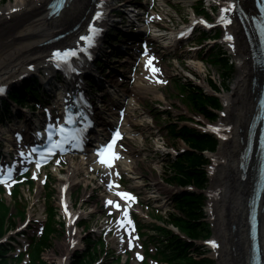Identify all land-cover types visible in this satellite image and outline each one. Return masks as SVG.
I'll return each instance as SVG.
<instances>
[{
	"label": "rangeland",
	"instance_id": "obj_1",
	"mask_svg": "<svg viewBox=\"0 0 264 264\" xmlns=\"http://www.w3.org/2000/svg\"><path fill=\"white\" fill-rule=\"evenodd\" d=\"M14 1L15 0H0V7L7 6ZM123 1H112V6L110 7L109 12L111 16V24L114 23L116 18H119L114 15L115 9L125 8L121 5ZM198 1L200 2V5L205 4V11L207 14L209 13L210 16L208 17H210V19H213L218 14L221 6L217 0H157L152 8L150 7L152 0L145 1V3L148 6V13H150L148 15L150 17L155 15L154 9L156 10V15L161 18L159 26L165 27L166 30H164V32L167 33L172 31L174 27L177 28L182 26L183 23H193V20L190 19L194 11L192 5L194 3L197 4ZM146 15L141 14L140 16L144 17ZM149 18H147V20ZM189 20L191 21L189 22ZM146 25H148V23ZM149 25V27H146L150 30V34H152L154 33L152 30L153 27L152 24ZM116 26H123V23L118 22L116 23ZM192 28V32L188 33L186 38L181 40L174 47L161 48V41L156 43L160 50H162V61H159L158 63L162 67L164 66L167 70V73L164 72L162 74V79H165L166 83L158 84L159 93L163 95V97H155L153 92L148 91L138 99V108L130 110L129 113L131 117H142V119H144L141 121L143 124L136 123L134 125L136 130H145L146 133L158 135L157 137H148L142 142V144H140L141 149L145 151V155L140 156L134 164L137 178L132 179L125 175V171L124 173L121 171L122 178H126L123 179V184L127 183L126 185L130 187L137 182L139 188L142 189L144 194L141 204L131 210L135 222L138 224L139 222L145 224L140 231L141 237L137 242V247L134 249H127L126 246H121L115 237L116 235L114 232L108 234L105 231L106 225L100 221L101 213H106L110 209L113 210L112 206L107 203L104 205L101 204L102 199H100V195L105 192L103 184L101 183L102 177L105 176V172L102 168L90 173L88 170L82 168L78 172L80 182L74 184L71 188V200L74 203L75 197L78 195V204L74 203L72 211H82V213L80 212L76 221L73 222L74 229L69 235L70 229L67 225L68 218L60 209L58 202L59 188L62 183L60 176L66 173L71 164L70 160L66 159L63 160V164L60 166V171L56 169L57 164L43 169L40 178L44 177V173H49V176L46 178V183H42L40 188V182L35 180V178L32 182H30L29 179H26L24 180V183L19 184L18 187L15 188L19 189V196L14 195V192L13 195L8 192H2L0 187V213L6 208L5 205H8L11 211V215L7 216L9 218L6 217V222L4 224L6 230L0 236L1 243L6 246H14L13 252L6 254L7 256H11V258H7L8 262L11 264L30 263L28 260L30 255L33 254L31 253L33 250L31 249L30 255L25 251H27L30 241L34 236H38L42 234L43 231L44 233L47 231L49 226L47 212L50 211V221L54 223V227L50 230L48 246L40 250V257L50 264H58L62 260L66 261L65 264H72L76 258V254H78L77 252H84L88 249L87 245H89V243L87 242V239H98L100 237H103L106 240L108 244L106 245V249L111 248L123 255L121 257L122 263L128 259L130 264H168L163 259L158 263L159 261L151 257V254L155 251V243L151 244L148 242L142 232L158 237L157 232L153 230V224L162 225L168 220L171 212L178 213V209L174 206V198L176 195L181 193H203L204 198L201 205L202 212H200V219L208 224L209 233H205V236L198 235L194 239V242L202 250V253L199 255L200 257L208 256L212 259V264H221V260L218 256L220 238L216 236V220L220 211L218 206L213 204V197L216 201L219 200L218 205L223 213L222 217L225 227L234 230L236 228V223L233 224V222L229 220V212L233 204L232 202L235 204V199L233 197L235 194L234 189L228 181L224 183L223 189L221 186L213 187L215 181L214 177L217 171L216 169L219 167L220 163L224 162V158H222L223 154L220 151L223 146L222 136L227 135L233 128V125L231 124L226 123L224 125H219L218 123L227 115L224 96L227 94L235 96L233 88L235 80L240 72V63L235 56L234 45L233 47H230L228 41L224 37V26H214L208 30L211 35L218 32L216 39L211 38L198 43L195 42L196 38L194 35L200 34V31H196V29L200 30L203 28L199 26V24H194ZM1 40L0 31V41ZM187 45L191 47L189 48ZM213 51L220 52L222 59L228 62V65H213L208 62L209 60H205L200 66L196 67L194 65L195 61H182L188 58L194 59L197 56L200 58L208 57ZM214 57L217 58L219 56L215 55ZM214 57L211 58V60H214ZM111 59L112 58L109 57V67L106 68L105 65H96L95 62L90 65L92 69L95 70V73L99 76H103L106 81L110 80L111 82H115L118 81V79L114 76V73L111 74V70H113V68L127 66V64L124 63L125 65H121L120 63L110 61ZM228 66L230 68H228ZM28 67H30L31 70H29L28 73L26 72L18 75L16 77L17 79L11 80L6 85V94L0 95V128L4 129H0V154L5 157V160L9 161H15L17 154L16 150H9L10 146L7 140L8 137L12 138V127H17L12 116L19 114L23 116L25 115V119H37V117L41 118L40 114H43V109L40 106L33 109L30 106L18 105L8 98L9 94L14 93L15 89L24 84L32 83L35 81V78H37L39 82H42L43 76L48 74L43 67H39L37 70H33L31 65ZM144 71L143 67H139L135 74L134 72L127 73L126 75H129L130 77H127L126 75L123 76L124 79L122 84L119 85L120 88L130 89L135 87L136 83H138V79L135 77H142ZM109 73L111 76H108ZM209 81L215 84L217 87L216 91L212 89ZM187 87H190L189 91H196L199 89L205 93L214 94V96L218 97L220 105L211 109L214 113L211 119L207 118L200 109L192 106V98H186L178 94V92H184V94H186V92H188ZM89 89L91 90L90 87ZM101 104H103V106L106 105L109 108L111 106L107 101L102 102ZM1 106L6 108L8 113L5 114L4 111L2 112L1 110L3 108H1ZM150 118H153V120L149 121ZM171 122L186 125L194 131L202 134V137L211 135L215 138L216 143L213 150H202L208 161L203 164L206 179L204 185L200 188H196L191 183L180 185L176 183L174 178H171L175 173L170 164L171 159H176L183 155L186 149L189 148L187 142L179 136L168 135L170 134L168 132V124ZM154 138L159 139L154 140ZM78 160L79 159H76V161ZM118 167L121 169L122 163H119ZM27 168H31V165L21 167L20 170L25 171L21 172L20 175L26 173ZM252 172L253 169L251 167V177H253ZM43 179H45V177ZM149 194L156 197L152 200V198H149ZM152 202H154V205H161L159 206L161 207L160 214L146 207L147 203ZM97 203H99L98 207H96ZM220 204H222V206H220ZM225 212L227 214L226 219ZM110 215H112L114 219H117L116 211ZM54 217L55 220L53 219ZM118 227H120L119 224ZM148 227L149 230H147ZM167 227L173 232L184 236V233L180 232L174 224H167ZM159 238L161 237L159 236ZM214 239H216L215 244L210 243V241H214ZM75 243L78 244L75 245ZM67 247L70 248L68 254L67 251L64 250ZM93 247L100 251V253H96L98 256V262L96 261L97 264H100L103 261H109L108 259L110 258H106L104 255V246L100 245ZM233 247L236 248V246ZM234 249H232L233 252ZM22 251L25 253V256L17 258V255ZM247 262H249V260Z\"/></svg>",
	"mask_w": 264,
	"mask_h": 264
},
{
	"label": "bare ground",
	"instance_id": "obj_2",
	"mask_svg": "<svg viewBox=\"0 0 264 264\" xmlns=\"http://www.w3.org/2000/svg\"><path fill=\"white\" fill-rule=\"evenodd\" d=\"M50 1L51 0H15L7 6L0 7V31L2 38L0 41V86L8 84L13 79H17L16 77L18 75L26 72L28 73L29 70H31L30 67H28L29 65H31L33 70L43 67L47 73H51L53 71L51 67V57L53 56L54 50H62L63 48L72 47L77 48L86 44L87 41H82L80 38L88 34L92 28L97 26L99 23L98 21L93 20V15L95 12L99 11V5L103 3V0H67L66 6L59 12V14L49 13L48 3ZM112 1L113 0L106 1L107 8L112 6ZM217 1L222 8L220 13L225 16V19L231 20L230 23L227 22V25H225L226 28L224 37L225 39L226 37H231V39L226 40H228L229 44H234L235 56L237 61L240 63V72L235 80L233 88L235 96H231L229 94L224 96L227 115L218 123L219 125H224L226 123L231 124L233 125V128L227 135L222 136L223 146L220 151L223 154L222 158H224V162L220 163L219 167L216 169L217 171L215 173L213 187L221 186L223 189L224 183L228 181L234 189L235 194L233 197L235 199V204L231 201L233 204L230 208L229 220H231L233 224L236 223V228L234 230H230L229 227L228 229L225 227L222 217L223 213L218 205L219 200L216 201L213 197V204H216L220 211L216 220V236L220 238L218 256L221 260V264H230V262L231 264H250V262H247L250 259L251 254L248 208L250 205V198L253 194V183L255 175L257 174L256 166H258V163L257 157L254 155L250 160H246L242 158V156L244 147L248 141L249 124L251 122L252 115L256 110L255 107L263 82L264 71L262 70V64L256 61L253 57L252 44L255 41L253 28L248 25L249 32L246 33V29L243 28L242 22L238 19L235 9H233L234 4L238 7V9L243 8L245 11L255 14L256 10L254 0ZM227 9L233 10L227 11ZM101 16L106 17L103 21L104 24H109L111 17L109 15H107L108 17L105 16L104 13H102ZM152 23H154L153 20ZM75 26H77L76 29L74 28ZM90 26H92V28H90ZM66 32L67 34H65L62 38L48 42L49 39L57 34ZM167 34L168 35L163 39H165L167 43L169 42L168 44L171 42H173V45L176 44L178 40L175 35L173 33L171 34V32ZM117 41L118 38L114 36L109 38L107 43L111 46L113 45L111 43H116ZM149 57L151 56L141 60L143 64L148 65ZM76 61L81 62L79 57H75L74 62ZM191 61H195L194 65L196 67L202 64V61L197 59V57L195 59H191ZM153 62L154 61H152V64L148 66L152 68L154 66L157 68V64ZM148 66L145 67L143 76L136 78L138 79V83H136L135 87L130 89H121L119 92L117 91V93L126 97L124 104L126 112L122 120V127L126 131V136L129 140L133 138L135 139L139 134L133 129V124L137 122L141 123V121L144 120L142 117L135 118L129 115L130 110L138 108L137 106L139 103L137 101L140 96L146 94L148 91H151L155 94V97H163L158 90L159 83H157V81L152 77L150 78L148 76ZM88 68L93 70L91 66ZM158 68V71L162 74L167 71L164 66H159ZM45 77L46 76L43 78L45 79ZM64 77V85H67L68 88L79 87L80 91L85 90L83 87L84 85L80 84L81 80L78 76L65 75ZM165 81V79H162V84H165ZM114 85L117 86L116 82ZM64 88L66 89V86H63V89ZM84 97V99L88 98L86 95ZM57 102L60 104L64 103L63 100H58ZM97 108L99 107L97 106ZM100 111L102 110L100 109ZM119 111L120 110H114L105 113V117H107L106 119H108L109 122L113 120L116 121L118 119V114L120 113ZM57 115L58 114L52 115L54 120L57 119ZM102 117L103 116H100V118ZM151 120H153V118L149 119V121ZM0 129L4 130L3 128ZM15 130L19 131L16 138L12 136V138L8 137L7 140L10 146L9 150L17 151V158L13 165L15 168H20L22 165L34 162V158L26 155H20L21 151L27 153L32 147H27L26 144H23L21 141V134L25 130L24 124L19 123ZM33 131L42 136L45 134L46 129L43 128L40 131ZM148 136L157 137L158 135L155 134ZM137 137H139V135ZM17 138H19V140H17ZM104 143L105 142H101L100 145ZM121 143V141H118L117 143L116 153L118 155L115 158L114 165L112 167L98 163L97 155L94 153L95 149L99 147L97 146L95 149H90L87 153H82V158L78 161L79 163H76L75 159L71 158V164L69 165L68 170L60 176L62 180L61 186L63 184H66L67 186H65L66 190L64 192H61L60 188V196L64 194L66 198L65 203L67 204L68 211L65 212V215L68 216L69 213L71 214L68 216L67 223L68 228L70 229L69 235L74 229V223L71 220V188L74 184L80 182L78 177L80 169L84 168L90 172L94 169L103 168L104 172L111 176L114 175V172L119 171L118 164L122 163L123 169H125L126 172L129 174L135 173L136 169L134 162L136 159L130 155L128 150H124ZM251 167L252 169L254 167L252 172L254 174H252L253 177H251L250 173ZM56 169L60 171V164L59 166H56ZM39 170L40 167H36L34 173L40 182V188L43 180L38 177ZM113 181L116 182V180ZM116 184L118 183L116 182ZM134 185L136 184L134 183ZM7 186L9 188L10 185ZM220 206H222V204H220ZM127 211L129 212L128 207ZM79 212L82 213V211ZM129 214L130 215L127 216V219L132 221L131 213L129 212ZM259 214L261 218V224L259 226V236L261 237V241L259 242V245L261 249L262 264H264V190L262 191L259 200ZM226 215L227 214L225 212V219ZM132 234L136 238V233ZM214 241H216V239H214ZM76 244L78 243H75V245ZM233 246H236V248ZM67 248L64 250L67 251L68 254L70 252V248ZM232 249H234V252ZM65 262L66 261L62 260L58 264H65Z\"/></svg>",
	"mask_w": 264,
	"mask_h": 264
},
{
	"label": "trees",
	"instance_id": "obj_3",
	"mask_svg": "<svg viewBox=\"0 0 264 264\" xmlns=\"http://www.w3.org/2000/svg\"><path fill=\"white\" fill-rule=\"evenodd\" d=\"M210 62L213 63V65H228L226 61ZM228 68L230 67L228 66ZM211 81H209V84L212 89L216 91L217 87ZM37 84L38 83L27 85L25 91L23 89H15L14 93L10 94V98L16 100L18 103L26 102L28 101L26 99V91L28 90L31 94L40 96L38 89L35 88ZM191 94L192 96L188 95V98H192V106L200 109L207 118L211 119L214 115L211 109L220 105L218 97L214 96V94L205 93L199 89L193 91ZM1 108H3L1 111H4V113L8 111L3 106H1ZM170 130L172 133L178 130L189 146L183 155L172 161L171 166L175 173L171 178H174L176 183L180 185L191 183L196 188H200L204 185L206 179L203 164L208 161L202 150H213L216 143L215 138L211 135L202 137V134L187 126L177 128V124L175 123L171 125ZM203 198V193H181L176 195L174 198V205L178 209V213H172L170 218L162 226L157 225L154 227L158 234L155 240L158 239L157 241L160 242L158 253L162 255V258L166 260L168 264H212V259L210 257L199 256L202 250L194 242V239L198 235L205 236V233H209L208 224L200 219ZM5 207L3 212L0 213V236L6 230L4 224L6 222V217L9 216L8 213L10 208L8 206ZM168 223L174 224L180 232L184 233V236L170 230L166 226ZM53 227L52 225L48 226L47 231L42 236L34 238L31 244L33 250L31 253L33 254L30 255L29 264H50L40 257V250L48 246L50 230L53 229ZM159 236L161 238H159ZM87 242L89 243V245H87L88 249L84 252H77L78 254H76V258L72 264H94L98 261L96 253H100V251L96 250L93 246L102 244V241L89 238ZM5 246L6 245L0 242V264H11L8 262L7 258H9V256L6 254L12 250L13 246ZM103 252H106V250H103ZM192 253H195L199 257H194ZM105 257L110 258V254L108 253ZM111 259L112 258L108 259L109 261H103L100 264H121L119 258H114L115 260Z\"/></svg>",
	"mask_w": 264,
	"mask_h": 264
},
{
	"label": "snow or ice",
	"instance_id": "obj_4",
	"mask_svg": "<svg viewBox=\"0 0 264 264\" xmlns=\"http://www.w3.org/2000/svg\"><path fill=\"white\" fill-rule=\"evenodd\" d=\"M235 5L233 4V9ZM233 9H227V11H231ZM102 15L100 11L96 12L95 18H99ZM228 23L231 22L229 19L227 21ZM206 23V22H205ZM92 28V26H90ZM82 41H89L93 42V33L90 31L88 34L85 36H82L80 38ZM226 39H231V37H226ZM87 51V47L82 48L77 50L76 48H67L61 51L60 49H56L53 52V57L56 59L58 62H63V63H68L71 58L77 57L80 55L81 52ZM152 64V58H149L148 60V65ZM146 65V66H148ZM153 71H158L153 66ZM77 113H67L64 117V122L63 123H58L54 125H49V131H48V140L50 141L51 146L50 147H41L39 145H33L31 147V150L27 153L21 151L20 155L21 156H28V157H33L35 158L38 156L40 159L45 158V153H50L52 152L55 148L60 147L64 143L71 142L76 138L75 133L77 130L71 129L67 127V125H74L77 123L75 117L77 116ZM119 131H116L115 135L113 136L111 142L102 145L100 148L97 149L98 152V157L101 163L111 166L113 163L114 158L117 157V153L114 151V148L116 146L117 139L120 137ZM55 136H59L60 139L57 141L54 139ZM35 154V156H34ZM37 167H39V163H37ZM14 167H9L7 169V173L5 174L3 171V165H0V182H6L8 179H11V173L14 171ZM110 187H115L117 196L119 199H108L107 204L112 206L117 211V222L120 227L125 228L128 230V243L129 247L134 246L133 245V240L135 237L132 234L131 226H132V221L130 219H125V216L127 215V206L124 203V201L128 199H135L134 196H132L131 193L119 190V185L116 184V182H112ZM65 211H68L67 206H65ZM110 214H111V209H110ZM69 215H71L69 213ZM210 243L215 244V241H210ZM139 255V254H137Z\"/></svg>",
	"mask_w": 264,
	"mask_h": 264
}]
</instances>
